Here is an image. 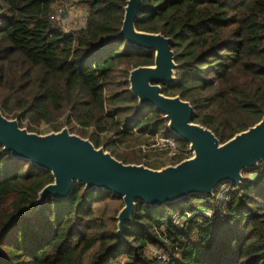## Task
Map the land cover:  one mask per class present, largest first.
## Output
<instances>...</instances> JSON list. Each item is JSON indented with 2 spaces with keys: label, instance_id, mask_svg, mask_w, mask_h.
<instances>
[{
  "label": "trees",
  "instance_id": "trees-1",
  "mask_svg": "<svg viewBox=\"0 0 264 264\" xmlns=\"http://www.w3.org/2000/svg\"><path fill=\"white\" fill-rule=\"evenodd\" d=\"M127 1L83 0L84 25L65 32L52 20L56 0H0V112L30 132L75 122L118 161L160 170L192 155L129 90L130 72L155 55L119 36ZM135 26L172 39L177 81L162 93L189 102L221 144L263 119L264 0H144ZM122 67L126 81L112 88ZM244 174L240 188L226 184L229 202L203 198L210 208L195 207L199 196L138 203L119 235L123 199L77 183L31 214L54 178L0 146V264H158L160 253L167 264H264V161Z\"/></svg>",
  "mask_w": 264,
  "mask_h": 264
},
{
  "label": "water",
  "instance_id": "water-1",
  "mask_svg": "<svg viewBox=\"0 0 264 264\" xmlns=\"http://www.w3.org/2000/svg\"><path fill=\"white\" fill-rule=\"evenodd\" d=\"M144 0H128L119 36L129 46L155 55V65L130 72V92L139 106L151 105L168 122V129L189 145L191 157L178 165L154 170L144 165L124 164L105 149H97L89 140L67 129L45 136L21 128L0 112V146L15 159H23L51 172L54 182L39 193L31 214L49 198L64 201L74 185L85 191L97 189L123 199L117 216L118 234L122 235L138 203L152 208L180 202L194 196L212 198L224 184L240 188L244 173L264 161V117L245 132L221 144L209 129L195 123L193 106L179 96L167 97L162 85L177 81L172 39L136 29Z\"/></svg>",
  "mask_w": 264,
  "mask_h": 264
},
{
  "label": "rangeland",
  "instance_id": "rangeland-1",
  "mask_svg": "<svg viewBox=\"0 0 264 264\" xmlns=\"http://www.w3.org/2000/svg\"><path fill=\"white\" fill-rule=\"evenodd\" d=\"M56 1L57 2L55 3L54 7L55 8H59L60 7L66 13V15L64 16L66 18L65 23H67L65 25V30H64L65 32H73L74 30H76V29L78 30L79 28H81L84 25L82 17H84V13L86 11H85V6H83L81 4V1H83V0H56ZM122 70H124V67H122L120 70H118V72L114 76L115 79L113 81L114 85H113L112 88H116V85L118 83H123V82L126 81L124 75L121 72ZM128 82H129V79H128ZM129 85H130V83H129ZM116 90L118 91V89H116ZM68 115H69V112L64 114L62 116V118L60 119V123L64 124L66 122V119H67ZM9 118L11 120H13L12 116H10ZM14 120H16V119H14ZM24 123H25L24 124V126H25L24 129H26L27 131L30 132L31 131L30 124H32V123H30L29 121L24 122ZM33 125H34L33 126V132H30V133H35V134H38V135H41V136H45V135L54 133V131H52L50 126L47 125V124L36 123V124H33ZM63 129H67L73 135H77V136H80V137L82 136L80 134V132L77 130V125H76L75 122H73L71 125H65L63 127ZM157 143H159V142H157ZM250 175L251 174H244V177L246 178V177H249ZM203 198L204 197L199 196V199L193 202L194 204L196 203L195 207H197V208H210L212 205H215V202L210 201V200H206V199H203ZM150 256H153L152 253H150Z\"/></svg>",
  "mask_w": 264,
  "mask_h": 264
},
{
  "label": "built area",
  "instance_id": "built-area-1",
  "mask_svg": "<svg viewBox=\"0 0 264 264\" xmlns=\"http://www.w3.org/2000/svg\"><path fill=\"white\" fill-rule=\"evenodd\" d=\"M66 15L65 11L62 8H55L53 9V15L52 20L55 22L61 29L65 30V23L66 18L64 17ZM86 13H84V17H82L83 22H85ZM65 18V19H64ZM169 143L172 147L174 146L173 142L166 141L165 144ZM231 193V187L229 185H222L216 192L215 195L212 197L213 199L219 201V202H229ZM210 215V213H206ZM168 258L164 256L163 254H159L158 256V264H167Z\"/></svg>",
  "mask_w": 264,
  "mask_h": 264
}]
</instances>
